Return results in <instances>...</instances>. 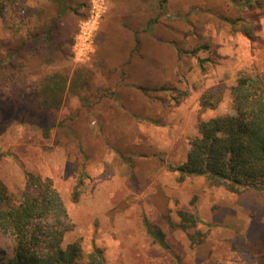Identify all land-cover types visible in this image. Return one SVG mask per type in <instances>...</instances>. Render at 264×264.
<instances>
[{
  "label": "rangeland",
  "instance_id": "374dc122",
  "mask_svg": "<svg viewBox=\"0 0 264 264\" xmlns=\"http://www.w3.org/2000/svg\"><path fill=\"white\" fill-rule=\"evenodd\" d=\"M160 1L89 0V15L77 22L73 45L67 47L68 60L45 68L79 74L91 85L84 92L78 90L86 100L70 90L61 109L40 108V74L29 73L31 68L12 82L0 84V181L19 199L25 173L51 180L74 225L64 244L80 240L85 255L94 247L101 248L107 264L255 263L264 253V242L251 234L254 214L239 204V196L210 185L203 177L179 182L178 174L166 165L186 162L201 121L234 113L230 88L240 71L264 81V0H254L260 2L258 7L240 9L239 15L255 24L253 40L209 14L204 36L180 41L187 52L209 48L184 56L182 76L168 93H182L183 100L179 104L172 100L166 107L155 93L148 100L140 90L147 76L139 62H135L137 68L125 67L121 74L114 72L113 63L103 65L99 59L101 36L112 27L119 30L126 14L136 24L137 16L148 15L143 23L158 14L163 21L158 32L170 35L189 12L198 17V6L221 13L215 7L220 0H167L163 6ZM27 3L34 5L33 0ZM37 24L35 16H27L23 33L33 31ZM13 40V30L0 20V53ZM149 48L155 50L157 45L148 42ZM201 60H207L203 66ZM220 92L223 100L216 108L202 107L205 94ZM97 93L102 98L95 104ZM113 93H119L120 102ZM137 114L145 115V120L135 119ZM83 171V194L75 203L72 192ZM137 182L143 188L140 193L135 191ZM180 210L196 215L198 226L189 232L179 228ZM145 221L164 233L166 246L148 233ZM198 231L204 243L195 246L188 233ZM5 241L6 245L0 240V249L7 254L11 242Z\"/></svg>",
  "mask_w": 264,
  "mask_h": 264
},
{
  "label": "trees",
  "instance_id": "16d2710c",
  "mask_svg": "<svg viewBox=\"0 0 264 264\" xmlns=\"http://www.w3.org/2000/svg\"><path fill=\"white\" fill-rule=\"evenodd\" d=\"M27 2L0 0V20L14 33L13 43L0 53V84L12 82L19 73L31 68L29 73L33 72L36 76L40 74L37 101L40 108L61 109L70 90L86 100V96L78 93V90L84 92L91 85L83 81L79 74L71 75L66 69L45 68H52L54 64L68 60L67 47L73 45L77 22L85 20L89 15V0H33V6ZM165 2L167 0L160 1L161 6ZM219 2L215 7L219 6L220 14L210 7L198 6V17L189 12L182 25L173 26L170 35L161 30L158 32L163 22L158 14L150 16L143 23L141 21L148 15L144 14L142 18L137 16V24L130 22L131 16L126 14L118 26L119 30L112 27L101 36L99 59L103 65L113 63L114 72L121 74H125V67L137 68L139 62L147 76L140 87L145 97L151 100L152 93H155L159 104L165 107L172 100L179 104L184 94L168 93L175 89L174 84L182 76L184 56H193L201 49L209 48L207 45L187 52L180 41L204 36L209 14L211 19L214 16L220 22L230 25L234 33L242 32L250 40L255 37V24L239 13L240 9L260 6V2ZM27 16H35L38 24L33 31L24 34ZM148 42L157 45V48L147 50ZM206 61L201 60L200 64L203 66ZM31 63H38L39 66L32 67ZM114 82L118 84L117 80ZM230 91L234 113L201 121L197 136L189 144L186 162L182 165L169 162L166 166L170 172L178 174L179 182L189 177H203L210 185L223 187L239 196V204L254 214L251 234L264 242V81L240 71ZM99 94H96L95 104L101 102L102 95ZM113 94L120 102L119 93ZM222 100V92L218 95L208 93L203 96L201 104L204 109H213ZM137 116L135 119L138 121L145 120V115ZM64 123L62 121L60 125L64 126ZM78 147L83 154V148L80 145ZM85 177L86 172L83 171L72 192L75 203L80 201L83 194ZM135 191L140 193L143 188L138 186ZM178 216L180 222L177 225L184 231L189 232L198 226L199 218L196 215L180 210ZM167 220L170 221L169 216ZM145 225L148 233L162 247L166 246L164 233L158 226L148 221H145ZM73 229L62 195L51 180L25 173L19 199L14 198L0 181V240L5 245V240L11 242L7 254V251H3L6 249H0V264H85L84 260L89 264H107L101 248L94 247L85 255L80 240L64 244L66 234ZM188 236L195 246L204 243L202 232H190ZM241 251L247 255L244 249ZM256 258H252L255 263L247 264H264V253Z\"/></svg>",
  "mask_w": 264,
  "mask_h": 264
},
{
  "label": "built area",
  "instance_id": "2783aa9c",
  "mask_svg": "<svg viewBox=\"0 0 264 264\" xmlns=\"http://www.w3.org/2000/svg\"><path fill=\"white\" fill-rule=\"evenodd\" d=\"M83 45H84V43H83Z\"/></svg>",
  "mask_w": 264,
  "mask_h": 264
}]
</instances>
